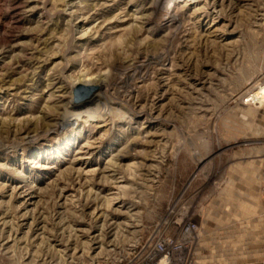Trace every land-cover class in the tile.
Returning a JSON list of instances; mask_svg holds the SVG:
<instances>
[{"label": "rangeland", "instance_id": "374dc122", "mask_svg": "<svg viewBox=\"0 0 264 264\" xmlns=\"http://www.w3.org/2000/svg\"><path fill=\"white\" fill-rule=\"evenodd\" d=\"M169 1L0 0V264H123L252 172L264 211V0Z\"/></svg>", "mask_w": 264, "mask_h": 264}, {"label": "crops", "instance_id": "0c3cea01", "mask_svg": "<svg viewBox=\"0 0 264 264\" xmlns=\"http://www.w3.org/2000/svg\"><path fill=\"white\" fill-rule=\"evenodd\" d=\"M245 164L264 169V160ZM237 181L234 176L230 197L223 192L191 215L201 227L194 264H264V211L257 200L260 176L252 172L242 185Z\"/></svg>", "mask_w": 264, "mask_h": 264}, {"label": "built area", "instance_id": "2783aa9c", "mask_svg": "<svg viewBox=\"0 0 264 264\" xmlns=\"http://www.w3.org/2000/svg\"><path fill=\"white\" fill-rule=\"evenodd\" d=\"M191 215H178L157 224L148 238L132 249L123 264H194L201 227L193 222Z\"/></svg>", "mask_w": 264, "mask_h": 264}, {"label": "bare ground", "instance_id": "6f19581e", "mask_svg": "<svg viewBox=\"0 0 264 264\" xmlns=\"http://www.w3.org/2000/svg\"><path fill=\"white\" fill-rule=\"evenodd\" d=\"M157 1V0H156ZM201 0H170L169 2L170 3H175V2H191V3H198V2H200ZM218 6V4L216 3V4H213L212 5V9H215L216 7ZM174 8V7H173ZM167 14V13H166ZM175 21V15H172V14H170V15H168V17H167V22H174ZM72 29H73V27H72ZM212 33V32H211ZM69 48L70 47H68L67 48V50H69ZM156 60V57L154 56V55H150V56H146L145 57V60H143L144 61V63L142 64V65H132V66H129L128 65V68H127V70H124L122 73L121 72H119L120 74H121V76H123L124 78H123V82H122V85L123 86H127L128 85V83H129V81H130V79H131V77H132V75L130 76L129 75V73H127L128 71H130V73L132 72V71H134V73L135 72H137L139 69H141V68H144V67H146V66H149V65H151L152 63H154V61ZM45 62H47V61H45ZM67 66V65H66ZM66 68V67H65ZM130 69V70H129ZM87 76V75H86ZM79 84H83V83H79ZM78 84V85H79ZM89 85L90 86H95V88H99V89H102V88H108L109 87V85H106L105 84V82L103 81V80H98V81H93V82H90L89 83ZM69 86H71V89L74 87V86H77V85H69ZM73 90V89H72ZM98 96H93V99L91 100V101H88L87 103H85V104H74V103H71V102H68V106H70V109H72V110H81V109H85L82 113H86L88 116H90L91 115V118H92V113H94L93 112V108H92V110L90 109V108H84V107H86L87 105H88V103L90 102L91 104L92 103H102V105H104V108L105 107H109V106H116L117 108H119V109H126V110H128V112H131L133 115H135V114H137L136 113V111H135V107L137 106L136 104L137 103H135V104H131V105H126L125 103H123V102H120V101H117V100H114V99H111L110 97H108L107 96V94H104L103 96H100L99 94H97ZM94 101V102H93ZM66 105V104H65ZM101 105V104H100ZM95 107H96V105H95ZM98 107V106H97ZM97 107L95 108V111L97 110ZM100 107V106H99ZM98 107V108H99ZM107 109V108H106ZM118 109V110H119ZM103 110V109H102ZM91 111V112H90ZM102 113V112H101ZM138 115V114H137ZM148 115V114H147ZM94 118V117H93ZM46 119V118H45ZM50 120V119H49ZM62 122H63V125H69V122L67 121V120H65V119H62ZM45 127L48 129L47 130V132L51 129V124L49 125V124H46L45 125ZM46 132V133H47ZM28 133V132H27ZM33 133H36V131L35 132H33ZM30 135V134H29ZM36 136H38V135H36ZM44 137H46L45 136V134L43 135ZM2 144V143H1ZM2 146V145H1ZM117 199H119V197L118 198H116V200Z\"/></svg>", "mask_w": 264, "mask_h": 264}, {"label": "water", "instance_id": "95a60500", "mask_svg": "<svg viewBox=\"0 0 264 264\" xmlns=\"http://www.w3.org/2000/svg\"><path fill=\"white\" fill-rule=\"evenodd\" d=\"M84 90H85V87H84V86H78V87L75 89V92H74L75 97H78L79 93H80L81 91H84ZM92 91H93L92 89H89V92H92Z\"/></svg>", "mask_w": 264, "mask_h": 264}]
</instances>
